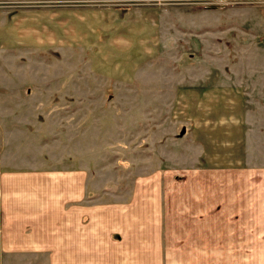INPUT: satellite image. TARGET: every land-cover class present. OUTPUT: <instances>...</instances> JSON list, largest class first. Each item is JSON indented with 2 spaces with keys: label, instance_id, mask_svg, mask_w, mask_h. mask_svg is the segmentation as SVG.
I'll return each instance as SVG.
<instances>
[{
  "label": "rangeland",
  "instance_id": "374dc122",
  "mask_svg": "<svg viewBox=\"0 0 264 264\" xmlns=\"http://www.w3.org/2000/svg\"><path fill=\"white\" fill-rule=\"evenodd\" d=\"M260 36L264 0H0V118L66 126L54 162L80 150L105 201L171 161L212 165L220 230L222 167L236 176L244 124L264 118ZM246 174V234L228 250L215 234L213 264H264V177Z\"/></svg>",
  "mask_w": 264,
  "mask_h": 264
},
{
  "label": "crops",
  "instance_id": "0c3cea01",
  "mask_svg": "<svg viewBox=\"0 0 264 264\" xmlns=\"http://www.w3.org/2000/svg\"><path fill=\"white\" fill-rule=\"evenodd\" d=\"M259 119L255 132L244 124L238 137L237 181L229 165L222 167L219 230L212 165L183 173L171 161L172 169H152L130 183L126 196L115 192L105 201L87 188L96 175L80 163V150L78 160L54 162L66 126L53 132L48 118H0V264H213L215 234H221V250L229 249L231 235L240 241L246 234V171L264 177ZM61 147L66 150V142ZM235 181L238 189L230 194Z\"/></svg>",
  "mask_w": 264,
  "mask_h": 264
}]
</instances>
